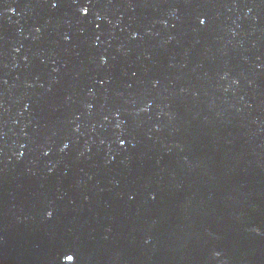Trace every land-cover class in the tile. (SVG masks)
I'll use <instances>...</instances> for the list:
<instances>
[{
	"label": "water",
	"instance_id": "water-1",
	"mask_svg": "<svg viewBox=\"0 0 264 264\" xmlns=\"http://www.w3.org/2000/svg\"><path fill=\"white\" fill-rule=\"evenodd\" d=\"M89 7L0 0V264H264V0Z\"/></svg>",
	"mask_w": 264,
	"mask_h": 264
},
{
	"label": "snow or ice",
	"instance_id": "snow-or-ice-1",
	"mask_svg": "<svg viewBox=\"0 0 264 264\" xmlns=\"http://www.w3.org/2000/svg\"><path fill=\"white\" fill-rule=\"evenodd\" d=\"M52 2V6L53 7H57L59 6L60 0H51ZM74 3H76L79 6V11L83 16H87L90 13L91 8L89 7V5L92 4V0H73ZM14 11V9H13ZM201 25H205L207 23V19L206 18H200L199 20ZM104 63H107L106 58L104 59ZM119 143L121 144V146L125 145L127 143V141L123 138H121L119 140ZM69 147L68 144L64 145V148L67 149ZM46 155L48 153H45ZM23 155V153H21V156ZM155 198V197H153ZM47 216L49 218H51L53 216V212L52 211H48L47 212ZM64 260L67 262H70V264H77V255L75 253L72 254H66L64 256Z\"/></svg>",
	"mask_w": 264,
	"mask_h": 264
},
{
	"label": "clouds",
	"instance_id": "clouds-1",
	"mask_svg": "<svg viewBox=\"0 0 264 264\" xmlns=\"http://www.w3.org/2000/svg\"><path fill=\"white\" fill-rule=\"evenodd\" d=\"M217 255H219V253H217Z\"/></svg>",
	"mask_w": 264,
	"mask_h": 264
}]
</instances>
